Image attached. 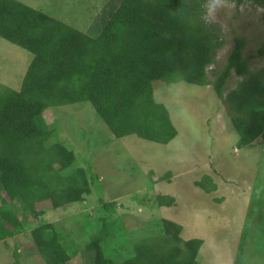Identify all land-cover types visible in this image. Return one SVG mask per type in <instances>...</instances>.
Listing matches in <instances>:
<instances>
[{"label": "rangeland", "instance_id": "rangeland-1", "mask_svg": "<svg viewBox=\"0 0 264 264\" xmlns=\"http://www.w3.org/2000/svg\"><path fill=\"white\" fill-rule=\"evenodd\" d=\"M91 37H96L120 0H17ZM260 0H204L202 20L215 39L206 83L193 86L155 81L152 96L162 104L176 129L166 145L131 135L111 137L88 103H56L42 115L58 144L82 169L89 193L73 203L52 207L50 201L29 213L21 203L9 207L23 232L0 241V264H48L35 234L55 233L68 253L67 264H93L92 237L107 233L103 255L115 262L134 255L147 243L184 250L198 239L199 264H264V140L240 141L230 121L227 94L247 76L234 72L218 97L213 83L224 67L235 36L245 40L244 63L250 72L264 67V7ZM33 56L0 38V93L21 89ZM54 169H57L54 167ZM0 198H7L0 190ZM1 203V202H0Z\"/></svg>", "mask_w": 264, "mask_h": 264}, {"label": "trees", "instance_id": "trees-1", "mask_svg": "<svg viewBox=\"0 0 264 264\" xmlns=\"http://www.w3.org/2000/svg\"><path fill=\"white\" fill-rule=\"evenodd\" d=\"M203 2L120 0L100 33L91 37L20 1L0 0V38L33 56L21 89L0 93V190L7 198H0V241L23 232L10 203L35 213L43 202L57 208L89 193L84 171L71 166V153L58 144L43 145L53 129L42 115L56 104L44 93L56 92L62 104H90L115 139L135 135L166 145L175 138L165 107L153 99L151 83H206L215 37L202 20ZM258 5L264 7V0ZM244 45L243 38L234 37L213 89L221 97L232 72L247 76L227 99L231 124L240 141L250 145L264 140V67L248 70ZM257 54L264 55V48ZM54 235L36 232L39 252L48 264H67V250ZM106 236L99 232L88 245L95 250L93 264H199L194 259L198 239L185 242L184 250L159 252L139 243L133 256L113 262L102 252Z\"/></svg>", "mask_w": 264, "mask_h": 264}]
</instances>
